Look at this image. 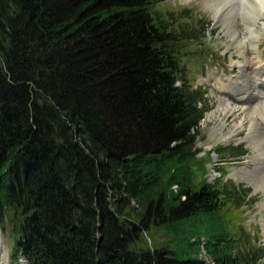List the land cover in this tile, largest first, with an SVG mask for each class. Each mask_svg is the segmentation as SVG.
<instances>
[{"label":"trees","instance_id":"16d2710c","mask_svg":"<svg viewBox=\"0 0 264 264\" xmlns=\"http://www.w3.org/2000/svg\"><path fill=\"white\" fill-rule=\"evenodd\" d=\"M156 1L0 0V221L28 264H256L224 223L250 186L198 156L194 33ZM159 227L172 238L148 244Z\"/></svg>","mask_w":264,"mask_h":264},{"label":"rangeland","instance_id":"374dc122","mask_svg":"<svg viewBox=\"0 0 264 264\" xmlns=\"http://www.w3.org/2000/svg\"><path fill=\"white\" fill-rule=\"evenodd\" d=\"M213 6L210 0H157L153 6V12L165 19L167 26L172 29L175 28L183 34L194 33L185 39L180 57L185 82L191 88L199 89L202 94L200 105L205 112L199 123L200 133L196 146L200 149L198 151L200 161H204L206 166L203 174L211 181L231 178L235 182L250 186V197L246 199L247 202L239 208L228 210L230 215L235 214V211L239 212L237 218L235 217L236 222L231 223L224 219V223L228 230L235 231L239 236L235 247L232 246L235 251L240 255H245V252L249 250L257 251L256 264H264V253L258 250L259 247L264 248V185H257L256 178L249 174L252 170L251 157L256 155V145L252 141L251 134L249 137L247 130L234 123L236 119L234 115H227L224 121L216 115L211 116L222 99L225 100L231 96L230 91L245 90L244 86L239 84L235 86L233 82L234 79H239L242 71L237 60H240L249 70L256 67L258 54L264 62V35L258 39V49L248 45L244 56L243 53L237 52L234 38L229 34L230 29L220 17L226 13L221 10L217 14ZM247 6L249 4L244 1V4L240 2L238 8L245 9ZM237 18L240 24L247 25L246 18L240 15ZM248 31L246 28L244 36L250 34ZM182 82L183 79L178 81V83ZM252 100L254 104L264 101L260 96H254ZM260 124L264 126L263 121ZM230 145L243 146L246 150L236 155L233 147H229ZM200 170L198 165V171ZM14 233L9 218L3 222L0 221V264H26L27 262L23 254L17 255L18 261L13 256L16 240ZM146 235L147 243L150 245L168 242L173 236L172 232L170 233L164 227L148 231ZM203 241L202 237L200 255L213 260Z\"/></svg>","mask_w":264,"mask_h":264},{"label":"bare ground","instance_id":"6f19581e","mask_svg":"<svg viewBox=\"0 0 264 264\" xmlns=\"http://www.w3.org/2000/svg\"><path fill=\"white\" fill-rule=\"evenodd\" d=\"M244 1H247L249 6L245 9L244 7H242L243 9L238 8L240 2L244 4ZM210 3L214 5L217 14L221 10L226 13L220 17L230 29L229 34L234 38L237 52L243 53L245 56L248 45L256 50L258 49V39L264 35V0H210ZM239 15L246 18V26L240 24L237 18ZM246 28L250 34L244 36ZM257 56L256 67L251 70L240 60H237V64L242 71L239 79H234L233 82L235 86L236 84L244 86L245 90L240 92L230 91L231 96L225 100L222 99L211 116L216 115L224 121L227 115H234L236 117L234 123L247 130L248 135L251 134L252 141L256 145V155L251 157L252 170L249 174L251 177L256 178L257 185L263 186L264 126L260 123L261 121L264 122V101L254 104L252 100L254 96H260L264 100V62L259 54ZM242 77L243 80H241ZM258 115L261 120L258 119Z\"/></svg>","mask_w":264,"mask_h":264}]
</instances>
